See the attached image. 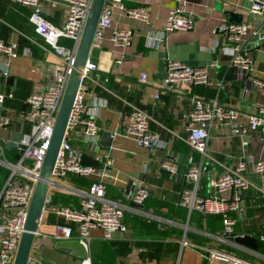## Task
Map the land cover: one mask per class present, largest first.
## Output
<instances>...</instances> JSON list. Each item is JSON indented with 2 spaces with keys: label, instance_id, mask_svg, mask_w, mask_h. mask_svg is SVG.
Segmentation results:
<instances>
[{
  "label": "crops",
  "instance_id": "1",
  "mask_svg": "<svg viewBox=\"0 0 264 264\" xmlns=\"http://www.w3.org/2000/svg\"><path fill=\"white\" fill-rule=\"evenodd\" d=\"M40 1L45 18L55 25L62 24L66 5L51 0ZM121 1L127 6L147 7L151 14L150 21L142 23L114 9L112 27L130 31L129 46L125 48L114 46L109 40L111 31L109 28L104 31L102 46L91 49L89 58L91 56V59H95L93 61L96 66V77L102 85L100 87L90 84V89L106 97L108 101V106L101 110L96 120L102 132L109 131L112 134L111 145L101 146L99 150L100 155L104 157L106 154L112 159L108 166L112 178L106 182V196L112 201L128 206L123 216L127 230L124 233H114L110 240H103L99 231L93 230L90 244L91 262L205 264L197 246H206L212 239L210 234L217 233L222 223L220 217L216 215L219 217V225L209 233L207 217H202L197 211L189 213L187 209L177 205L179 194L187 184L184 171L191 152L183 140L186 134L184 127L187 113L191 108L192 98H217L224 106L238 110V124L245 126L248 116L256 107L264 105V95L251 84L253 78L264 79V39L260 41L247 37L244 39V48L253 61L249 85L247 80L236 77L234 70L228 66L226 55L218 50L212 52L211 49L219 37L218 27L228 21L227 12L241 14L242 21H246L249 19L247 11L251 0ZM179 3L184 12L194 19V25L189 30L164 33L163 24L167 10ZM30 13L29 6L20 5L13 0H0V38L15 44L18 53L17 57L12 59L10 77L0 79V90L13 92V97L5 101L7 108L11 109L10 112L6 111L12 123L9 127L10 139H14L20 131H28L30 127L28 123L20 124V115L27 109L25 98L42 84L49 66L59 63L52 52L45 50L41 39L34 33L28 20ZM255 24L263 30L264 16H260ZM149 34L161 39L157 47L146 45V37ZM63 43L69 44V41L64 40ZM166 59L178 60L191 66H205L213 61L217 65L210 69L209 84L193 87L178 85L175 90L162 92L157 99H153L152 95L158 89V82L164 76ZM141 72L147 73L145 82L139 81ZM104 77H107L106 82L102 79ZM124 100L151 116L150 128L167 142L165 148L147 150L138 147L133 140L122 135L124 120L130 109ZM246 136L248 144L242 148L241 136L233 134L227 126L217 123L212 125L207 144L213 160L205 159L199 192L202 196L212 195L214 189L209 182L227 168L233 167L238 160L244 159L247 163V176L253 185L243 193L244 213L239 216L232 212L231 216L236 219L235 232L256 235L264 225V174L253 173L251 163L264 153V144L261 142L263 132L261 129L248 131ZM1 141L7 145L3 139ZM75 145L82 152L84 164L103 165V162L97 161L83 143L75 142ZM199 158L198 153L193 154L194 161H198ZM167 159L177 163L178 170L175 175L170 176L163 168L162 163ZM144 169L146 172H143ZM136 178H142L150 191L143 204L135 207L130 205L127 196L133 190ZM86 181L88 182L82 186H87L91 179L86 178ZM75 199L78 202V199ZM179 209L186 212V218L182 219L177 215ZM191 214L196 217V221H190ZM140 220L152 222L168 233H149L138 228L134 221ZM59 221L62 220L55 214L43 211L37 227L43 237L41 238L43 243L38 248L43 249L41 250L43 256L39 255L52 264L62 262L74 251H83L77 243L76 236L70 240L44 242L51 237L52 227L54 229V224ZM183 237L195 246L182 245ZM257 243L259 248L261 242ZM248 255L245 253V256ZM84 257L85 252L83 257L77 258L78 264ZM251 259L254 260L253 257Z\"/></svg>",
  "mask_w": 264,
  "mask_h": 264
},
{
  "label": "built area",
  "instance_id": "2",
  "mask_svg": "<svg viewBox=\"0 0 264 264\" xmlns=\"http://www.w3.org/2000/svg\"><path fill=\"white\" fill-rule=\"evenodd\" d=\"M20 5L31 7L28 17L34 33L41 39L45 50L52 52L59 60L48 68L46 78L42 84L32 90L25 98L26 111L20 115V124H29L28 131H20L14 139H10L9 127L11 117L6 111H11L5 105L7 98L13 97V92L0 90V167L5 168V178L0 174V264H14L19 246V239L24 230L27 211L33 189L53 133L55 116L65 89V84L77 50V45L88 14L91 0H51L63 2L66 5L64 21L55 25L44 16L40 0H13ZM118 9L128 18L142 23L151 19L150 10L145 6H127L121 0H106L94 33L91 49L100 48L104 39V31L111 29L109 40L116 47L125 48L131 42V34L127 29L112 27L113 10ZM249 19L241 22H223L217 29L219 37L211 49L218 50L228 58V66L234 70L239 79L247 80L250 85L252 58L244 48V39L257 41L264 39V29L255 24L260 16H264V0H251L247 11ZM194 25V19L184 12L182 5L176 4L167 10L163 24V32L189 30ZM62 40H68L64 44ZM161 39L149 34L146 45L157 47ZM16 45L0 38V79H7L11 75V62L18 53ZM211 62L205 66H191L184 62L166 59L164 76L158 82V89L152 95L157 99L162 92L176 89V86H197L209 84L210 69L216 66ZM76 75L80 78L69 117L67 120L62 142L55 160V164L48 182V189L44 200L43 211L58 216L62 221L54 224L51 234L53 240H70L76 236L77 243L85 252L80 264H92L90 244L93 230H98L103 240H110L116 232L124 233L127 230L123 222L124 211L128 208L106 196V182L112 178L108 166L112 163L109 155H100L99 143L102 130L96 120L103 108L108 106L107 98L91 91L90 84L102 87L96 77V66L88 58L84 66L79 67ZM107 81V77L102 78ZM147 73L141 72L139 81L145 82ZM253 87L264 95V79L251 81ZM191 108L185 122V137L191 152L187 158L184 177L187 184L182 188L177 205L188 210L197 211L202 217L218 215L222 227L210 234L217 248L214 246H197L205 264H255L253 259L240 258L229 250L240 249L246 254L254 251L238 244L235 238L245 234L235 232L236 219L231 216L234 212L241 216L244 213L242 206L243 193L253 184L247 176V163L244 159L238 160L233 167L227 168L222 174L212 179L209 185L214 189L210 196H202L200 190L201 172L205 168V159L212 161L208 152L209 129L217 123L230 128L235 135L241 136L240 145L244 148L248 144V131L262 130L261 142L264 144V105L248 116L245 126L238 124L239 111L233 107H226L217 98H192ZM130 107L125 117L122 135L133 140L138 146L147 150L162 149L167 146L157 132L150 128L151 116L144 110ZM5 142L16 143L13 150H8ZM75 142L83 143L94 154L97 161L103 165H86L83 163L81 150ZM198 153V161L193 160V154ZM162 166L169 175L177 173V163L172 159L164 160ZM253 173L264 174V153L251 163ZM146 172V169L143 170ZM90 178L87 186H78L71 182L69 176ZM149 186L142 178L134 180L133 190L127 196L132 204L142 205L149 195ZM55 194H64L76 197L78 206L56 204L52 198ZM53 205V206H52ZM133 208V207H132ZM134 209V208H133ZM135 210V209H134ZM74 225L75 227H73ZM74 232L76 234H74ZM254 236L264 244V225ZM42 234L35 233L32 249L27 264H52L40 257L38 248L43 243ZM182 245L195 246L184 237ZM50 244V243H49ZM225 245L226 247H222Z\"/></svg>",
  "mask_w": 264,
  "mask_h": 264
},
{
  "label": "water",
  "instance_id": "3",
  "mask_svg": "<svg viewBox=\"0 0 264 264\" xmlns=\"http://www.w3.org/2000/svg\"><path fill=\"white\" fill-rule=\"evenodd\" d=\"M105 2L106 0H91L88 14L77 45L74 60L72 62L68 79L65 84V89L55 116L53 133L46 150V154L39 172V177L33 189L27 211V218L24 224V230L19 239V246L15 256L14 264H27L35 238V233L40 221L41 212L48 189V182L51 178V173L65 132L71 105L80 82V78L76 75V72L79 67L84 66L85 62L89 58L92 40L98 24L100 13ZM227 15L229 22L242 21L241 14L229 11L227 12ZM111 142V132L103 131L99 140L100 145L107 147L111 145ZM14 146H16L15 142L8 141L6 148L13 150ZM165 171L168 173L167 170ZM131 192L129 194H131ZM130 205L135 207L138 206L132 203H130ZM235 241L240 245L251 248L253 251L258 249L257 239L254 236L245 234L244 236L236 237Z\"/></svg>",
  "mask_w": 264,
  "mask_h": 264
},
{
  "label": "trees",
  "instance_id": "4",
  "mask_svg": "<svg viewBox=\"0 0 264 264\" xmlns=\"http://www.w3.org/2000/svg\"><path fill=\"white\" fill-rule=\"evenodd\" d=\"M64 40H62L63 42ZM0 170H2V168L0 167ZM68 179L71 182H74L75 184H77L78 186H82L86 181V178L81 177V176H69ZM90 183V181H89ZM88 183V184H89ZM76 197L73 196H68V195H64V194H55L52 198L53 202L56 204H62V205H71L73 207H77L78 206V202L75 199ZM177 215H179L180 217H182V219L186 218V212L182 209H179V211L177 212ZM207 217V222L210 225L209 228V233H212L213 230L216 228V225L218 227L219 225V217H217L216 215H207L205 216ZM196 221V217H194V215H190V221ZM189 221V222H190ZM134 224L141 229H145L147 232L149 233H157V234H165L168 233L166 230H161L160 227L155 226V224H153L152 222L149 221H145V220H140L139 222L134 221ZM222 247H226L225 245H222ZM259 252L262 253L264 255V244L259 243ZM264 264V263H261Z\"/></svg>",
  "mask_w": 264,
  "mask_h": 264
},
{
  "label": "rangeland",
  "instance_id": "5",
  "mask_svg": "<svg viewBox=\"0 0 264 264\" xmlns=\"http://www.w3.org/2000/svg\"><path fill=\"white\" fill-rule=\"evenodd\" d=\"M90 60H92V62L94 63L93 60H95V59L94 58L91 59V56H90ZM0 174L2 176V179H4L5 176H6V174H5V168H2V170H0ZM45 216L47 217V214H45ZM187 226H188V224H187ZM52 232H53V227H52ZM52 241H54V240L50 237L48 239H45L44 242H50L51 243ZM206 246H214V247L217 248V246L214 243L213 239H211V241H208L207 244H206ZM41 250H43V249H38L37 250V253L38 254H41L42 253ZM229 251L231 253H233V255L238 256L240 258L250 259L251 257H253L255 264H260L261 261L264 262L263 254L259 252V248L256 251H254L253 254H249L248 256H245V253H243L240 249H236V248L234 249V248H232V251L231 250H229ZM83 256H84V252L81 251V250H77V252L74 251L73 254H69L68 257H65L62 262H60V263H56L55 262V264H78L77 258H81Z\"/></svg>",
  "mask_w": 264,
  "mask_h": 264
},
{
  "label": "bare ground",
  "instance_id": "6",
  "mask_svg": "<svg viewBox=\"0 0 264 264\" xmlns=\"http://www.w3.org/2000/svg\"><path fill=\"white\" fill-rule=\"evenodd\" d=\"M92 53V52H91ZM90 59V58H89Z\"/></svg>",
  "mask_w": 264,
  "mask_h": 264
}]
</instances>
